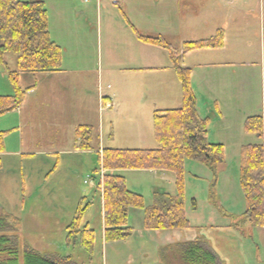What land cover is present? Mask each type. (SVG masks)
<instances>
[{
    "label": "rangeland",
    "instance_id": "374dc122",
    "mask_svg": "<svg viewBox=\"0 0 264 264\" xmlns=\"http://www.w3.org/2000/svg\"><path fill=\"white\" fill-rule=\"evenodd\" d=\"M245 1L248 4H245ZM261 1L209 0L208 12L204 14L202 11L196 14L189 12L193 16H199L201 30L198 32L209 30L214 32L211 25L203 30L204 22L209 20L219 23L222 20L218 26H223L229 33L230 48L236 49L240 45L244 48L246 40L248 44L249 40L253 41L254 48L248 58L257 61V64H252L249 68L235 67L231 71L227 70L225 72L228 77L223 75L220 78L218 73L213 71L203 74L198 72L197 76L199 77L200 74V80L196 79V76L192 77L191 87L193 84L195 92L200 90L198 85L207 86V90H204L206 94L197 97L196 109L200 118L208 119V142L222 144L225 149V159L217 175L195 161H185L186 206L191 212L192 199H196L199 212L195 217L191 216L193 223L204 222L212 226L236 225L240 227L242 234L253 232V238L259 236L256 228L244 216L247 203L241 188L240 173L242 148L255 144H263L264 147V137L259 138L245 131L249 118L255 116L264 118V71L261 72L264 61L258 57L264 51V39L260 41L261 26H264ZM77 3L82 4L80 0ZM70 10L72 13L75 9L70 8ZM74 29L70 22L67 23V27L65 26V31L69 30L79 35ZM185 36L192 37L191 33L190 35L185 33ZM71 37L68 36L67 39L75 47L74 38L70 39ZM197 38L199 39L200 36ZM202 38L200 40L212 37L202 36ZM83 39L89 46L90 54L87 58L94 69L92 68L81 89L74 88L73 93H69L63 85H54L50 82L48 76H42L43 74L40 73H24L21 87L27 89L25 86H28V83L29 87L32 86L36 90L32 94L29 91L26 96L22 106V110L26 111L23 120L20 121L16 116L17 113L13 111L0 116V132H6L5 152L0 155V212H6L21 221L18 232H0V235L17 236L22 250L29 247L44 255L71 256L76 264L91 262L99 264L100 227L104 219L102 191L99 189L102 172L100 156L106 148L150 149L152 147L154 149L157 148L158 143L154 135H151L152 141H150L147 120L141 119L140 126V122H134L132 129L135 132L131 131V127H127L125 122L119 130L115 128V132L118 131L113 134L109 130L110 124L107 119L103 120L99 110H96L94 116L92 109L96 107L97 93L98 97L101 95L99 83L102 85V81H107L108 77L107 72L99 67L98 63L100 58L97 55L103 49V43L100 42L96 27L86 28ZM105 49L104 47L103 53ZM248 49H250L249 45ZM235 55L236 53H227V56ZM7 60L10 68L16 71L18 69L16 57L9 54ZM214 60V57L210 59V56L201 57V62H214ZM216 68L218 66H213L214 72ZM99 76L103 78L101 82L98 80ZM48 81L49 86H47ZM238 81H242L241 85H246V89L239 87ZM130 82L129 79H124L118 81V84L129 86ZM107 84L116 85L113 81H109L104 86ZM208 86L213 88L208 91ZM79 91L84 94L83 106L80 102L82 97L74 100ZM102 106L104 107L105 104ZM112 106L110 103L109 108ZM150 120V127L153 128L154 133L153 118ZM82 124H91L93 139L94 136L98 138L97 146L93 151L83 152L76 148L75 133ZM22 153H32V155H22ZM165 178L163 182L148 181L142 187L138 184L140 181L135 180L137 184L132 185V188L144 194L148 206L155 188L171 195L176 194L174 175L167 173ZM214 184L215 188L212 187ZM85 208L87 209L83 214L82 226L88 225L96 235L92 255L78 246L74 247L72 243L71 246L68 245L67 226L72 223L79 210ZM131 211H134L130 215L132 224H139L138 217L142 216L141 210Z\"/></svg>",
    "mask_w": 264,
    "mask_h": 264
},
{
    "label": "crops",
    "instance_id": "0c3cea01",
    "mask_svg": "<svg viewBox=\"0 0 264 264\" xmlns=\"http://www.w3.org/2000/svg\"><path fill=\"white\" fill-rule=\"evenodd\" d=\"M39 1L43 2L47 9L51 40L63 51L62 69L54 73L40 74L48 76L49 81L53 82L54 85H63L69 93H73L74 88L79 87L81 89L85 85L89 73L92 72V68L94 69L88 61L89 46L83 37L86 28L96 27L100 42L103 43V49L106 48L105 53H103V49L99 51L97 56L100 60H98V63L99 67L107 72L108 80L103 82L102 76L98 77V80L102 81V85L99 83L101 95L98 97L97 93L96 107L92 110L94 116L96 110L100 111L103 120L107 119L110 124L109 130L113 134L117 133L125 122L126 126L131 127V131L135 132L132 129L133 123H139L143 119L148 121V135H150V141H152L151 135H154V133L153 128L150 127V119L154 117L155 112L178 109L182 106V86L173 67L169 50L145 43L138 36L160 38L173 48L180 50L181 64L191 70V79L196 76V79L200 80V74L199 77L197 76L198 72L203 74L212 71L218 73L220 78L223 75L228 77L227 72H225L227 70L231 71L235 67L249 68L252 64H257V61L248 58L250 51L254 48V42L249 40L248 44L246 40L244 48L241 45L236 49L230 48L229 33L226 32L223 26H218L219 23H222V20L219 23L206 20L202 29L206 30L211 25L214 32L210 30L198 32L201 30L199 16H193L190 13L196 14L198 11H202L204 14L208 12L209 0H119L118 5H113L109 0H90L89 2L80 0L82 4H78V0ZM244 3L248 4L247 1ZM70 8L75 10L70 13ZM263 8L264 1L262 0L261 15L264 12ZM68 22L72 23L75 27L74 31L78 32L79 35L69 32V30L65 31ZM219 30H223L225 33L223 47L182 52L185 43L199 41L203 39L202 36L213 38ZM185 33L189 35L191 33L192 37H186ZM68 36L74 38L75 47L70 44L67 39ZM198 36H200L199 39ZM260 36V41H263V25L261 26ZM72 37L70 39H73ZM248 45L250 49H248ZM227 53H236V55L227 56ZM202 56H210V59L214 57L215 60L214 62H201ZM237 57L240 58L234 60ZM258 57H261L264 61V51ZM213 66H218L215 72ZM209 67L211 68L208 69ZM10 70L13 71L11 68ZM263 71L264 67L261 69V72ZM22 78L23 75H21L20 84ZM124 79L131 81L129 86L118 84V81ZM49 81L47 86H49ZM109 81H113L116 85L107 84V86H104ZM238 84L239 87L246 89V85H241L242 81H238ZM27 85L25 87L31 89L32 94L36 89H33L32 86L29 87L28 83ZM198 86L200 90L195 92L192 84L196 105L198 102L197 97H202L206 94L204 90H207V86L204 84ZM212 88L208 86V91ZM104 92L106 94H103ZM13 94L14 90L8 79V73L4 66L0 64V96ZM213 96L217 95L213 94ZM79 99L83 106L84 94L81 91L78 92L74 100ZM107 103H111L113 106L111 108L102 106ZM15 110L13 112L17 113L16 116L22 121L23 114L26 113L25 109L22 110L21 106ZM89 125L92 126L91 124L86 126ZM115 128H118L116 132ZM97 141V136H94L92 150L89 151H93L94 147L97 146ZM116 149L148 150V148L141 147ZM150 149L153 148L150 147ZM22 155L30 156L32 153H22ZM118 173L126 179L129 190L142 195L144 198L142 192L134 189V187L132 188V185L137 184L135 180L140 181L138 184H141L140 187H142L148 181H153V183L154 181H165V174H167L150 170H123ZM151 187H153V184ZM157 192L167 193L155 188L148 206L151 205L154 194ZM192 200L194 201L191 207L192 213L186 206V214L192 225L190 229L145 230L143 227L144 212L141 211L140 215L142 214V216L141 218L138 217L139 224L135 225L132 224L130 217L134 211H130L128 225L133 228V233L123 240L108 243L105 241L103 219L100 227L99 264H185L182 248L185 243L202 244L216 257L217 264H264V228L255 227L259 237L253 238V232L242 234L240 227L236 225L212 226L204 222L193 223L192 217L198 214L199 207L196 199ZM245 213L246 211L244 216ZM68 243V245H72L71 242ZM73 246L77 247L74 244Z\"/></svg>",
    "mask_w": 264,
    "mask_h": 264
},
{
    "label": "trees",
    "instance_id": "16d2710c",
    "mask_svg": "<svg viewBox=\"0 0 264 264\" xmlns=\"http://www.w3.org/2000/svg\"><path fill=\"white\" fill-rule=\"evenodd\" d=\"M207 40L187 42L182 52L219 48L224 35ZM140 40L169 50L182 86V106L178 109L156 111L153 117L156 149L133 150L106 148L100 156L104 170L99 184L102 190L105 241L123 240L133 233L128 215L133 209L144 212L143 227L150 231L185 230L192 228L186 214L185 161H195L217 175L224 164L222 144L207 140L208 119L199 117L191 87V70L182 66L180 50L160 38L138 36ZM16 57L18 69L11 71L7 55ZM63 51L50 37L49 18L45 4L39 0H0V64L8 73L14 94L0 96V116L24 105L31 89L20 84L24 73H54L62 69ZM245 131L263 137L264 119L261 116L247 120ZM5 134L0 132V155L5 152ZM77 150H92L93 128L81 125L76 129ZM123 170H150L171 173L175 177L176 194L155 193L153 202L146 206L142 195L129 190ZM241 188L247 203L245 216L256 228H264V147L262 144L242 148ZM215 187V184L212 186ZM194 202V201H193ZM85 209L68 225V241L92 255L95 231L82 226ZM20 219L0 212V232H18ZM185 264H217L216 257L200 243L182 245ZM0 264H76L71 257L44 255L25 247L17 236L0 235Z\"/></svg>",
    "mask_w": 264,
    "mask_h": 264
},
{
    "label": "built area",
    "instance_id": "2783aa9c",
    "mask_svg": "<svg viewBox=\"0 0 264 264\" xmlns=\"http://www.w3.org/2000/svg\"><path fill=\"white\" fill-rule=\"evenodd\" d=\"M85 2H89L90 0H84ZM111 2H113L114 4L118 3V0H110ZM107 107H110V104L107 105Z\"/></svg>",
    "mask_w": 264,
    "mask_h": 264
}]
</instances>
